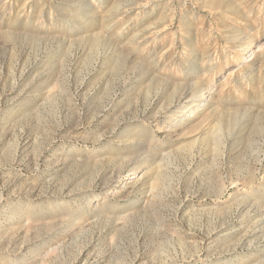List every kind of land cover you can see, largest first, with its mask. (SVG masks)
Wrapping results in <instances>:
<instances>
[{
    "label": "rangeland",
    "instance_id": "374dc122",
    "mask_svg": "<svg viewBox=\"0 0 264 264\" xmlns=\"http://www.w3.org/2000/svg\"><path fill=\"white\" fill-rule=\"evenodd\" d=\"M0 264H264V0H0Z\"/></svg>",
    "mask_w": 264,
    "mask_h": 264
}]
</instances>
